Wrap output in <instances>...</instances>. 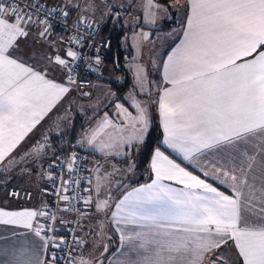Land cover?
Wrapping results in <instances>:
<instances>
[{"label":"snow or ice","instance_id":"snow-or-ice-1","mask_svg":"<svg viewBox=\"0 0 264 264\" xmlns=\"http://www.w3.org/2000/svg\"><path fill=\"white\" fill-rule=\"evenodd\" d=\"M39 7L27 0H0V172L27 171L21 166L45 154L48 137L36 142L32 136L76 85L71 61L80 57L72 49L65 53L71 61L44 55L34 64L20 55L21 41L33 27L43 26L40 37L51 27L37 15ZM153 7L159 5L148 0L149 23H155ZM188 7L183 38L163 64L166 86L156 101L163 143L204 177L226 184L232 194L181 167L159 148L151 160V182L125 191L118 200H113L107 175H99L97 168L94 188L85 190L94 195L82 199L102 222L107 217L117 226L121 247L111 254L109 264H264V0H188ZM56 11L68 16L63 9H51ZM58 71L67 83L56 78ZM135 77L140 90L150 95L143 66H137ZM130 98L136 115L117 104L119 123L105 114L84 133L90 147L105 156H119L127 155L121 149L144 143L149 111ZM26 142L29 147L24 148ZM209 156L215 162L206 170L201 162ZM122 187L118 184L116 190ZM41 216L55 220L34 209L0 208V225L28 230L39 238V251L46 253L41 258L34 244L13 241L0 247V264L63 260L48 249H61L65 241L48 234L55 230L40 224ZM27 234L13 230L0 240ZM228 249H234L231 260L225 254ZM78 264L104 261L81 256Z\"/></svg>","mask_w":264,"mask_h":264},{"label":"crops","instance_id":"crops-1","mask_svg":"<svg viewBox=\"0 0 264 264\" xmlns=\"http://www.w3.org/2000/svg\"><path fill=\"white\" fill-rule=\"evenodd\" d=\"M39 3L53 9H63L66 12H77V16L79 19L84 20L85 22H90L92 25H98L102 27V32L107 25L118 27V29H127L122 32V37L120 39V49L117 51L116 47L113 46L112 49H109V52H106L103 58H100V63L94 62L92 65L87 79V87L83 93H88L89 95H81L78 99L75 96L74 88L72 91L61 100L55 109H53L52 113L49 114V118L43 123V127L39 128L38 131L34 133L32 136V140L36 142H41L46 135L48 137V146L50 149H53L54 152L49 158L44 161V164H40L38 167V172L41 177V181L39 182V186L30 187L29 184L19 185L15 182V184H10L5 190L0 189V208H3L8 211H20L24 209H34L37 211H44V208L48 204V201L45 197H40V190L47 188L49 184V176L44 173V167L47 164H52L55 156L58 151V147L56 145L58 139V132L64 128H67V122L64 124H60L56 127L62 117L67 119L70 114L76 111L77 114V122L79 129L76 130L73 134L72 144L74 147L86 152L88 154V167L90 173V162L92 161V165L94 169L92 173H90V181L88 184V189L94 188L93 184V172L97 168H100V165L106 163L107 161L113 162L115 164H125L126 155H108L105 156L103 153L98 151L97 149L90 147L87 144V140L84 138V133L89 129L95 128L97 122L102 120L105 114L108 117L116 121L120 122L122 119L119 115V109H117V104H123L125 107L129 109V111L136 115V110L131 107V97H134L136 100H140L149 111L150 115V125L145 134V140L148 138L151 128L153 127L154 122L157 123V126L160 130V144H157L153 147L151 152L149 153L148 158L145 162L139 163L138 165V174L139 171L141 174L138 178L133 180L132 182H125L123 180L120 184H123V187L118 191L116 187L112 189L113 200H118L125 191L131 190V188L139 187L142 184L149 183L153 179V173L151 172V160L154 155V152L157 148L160 149L169 159L173 160L175 163L179 164L181 167L187 169L192 172L194 175L200 176L202 179H207V181L213 184L214 187H217L220 191L225 192L228 195H231V189L228 188L226 184H221L218 180L212 179L211 177H204L203 174L199 171V169L192 164H189L188 161L184 160L183 157L176 151L170 149L163 143L164 141V131L162 126V120L160 117L159 109H158V95L162 87L166 86L163 83V64L166 62L168 55L172 53V51L179 45L180 41L183 38L184 25H186L187 17L189 15V7L188 0H184V15L181 20V23L175 21H166L164 26H158L157 29H163L162 31H167L170 27L179 26V33L175 41L168 48V50L164 53L162 60L160 62L158 72L154 79L152 76H149L150 83L148 82L147 88L150 91V95L145 94L144 91H141L139 86L136 83V67L134 65V57L136 53V47L129 45L128 47L124 43V37L128 33V29L139 32V25L141 26V21H143L146 17L144 15V10L148 8V0H96L100 5V8L97 12L91 10L88 6L86 7L84 12H81V7L76 5H69L65 0H38ZM92 1V0H90ZM173 2L175 0H172ZM156 5L159 7H153L152 9L158 10H167L172 11L169 0H154ZM176 2V1H175ZM78 3V2H77ZM162 8V9H161ZM60 12V11H58ZM166 12V11H164ZM166 12V13H167ZM61 13V12H60ZM135 14V16H140L141 21L138 23L137 20L130 24V16ZM102 15V16H101ZM104 15V16H103ZM164 19V18H162ZM161 19V20H162ZM169 19V18H166ZM160 24V21L159 23ZM133 25V26H130ZM146 24L142 23V26ZM150 25V24H148ZM157 25V24H156ZM135 27V28H133ZM43 29V26L33 27L31 30V35L25 40L21 41V52L20 55L25 59L29 60L30 63H34L37 60H40L44 55L54 56L61 55L64 58L71 60L65 56V53L68 49H72L75 52H78V47L73 43L72 37L70 35L66 36H56L50 30L48 34L44 37L39 36V31ZM157 32L156 30H154ZM153 32V31H152ZM157 34V33H154ZM153 34V36H154ZM131 52V54H130ZM133 53V54H132ZM31 57V59L29 58ZM55 76L61 82L67 83L66 76L63 72H56ZM74 100L76 103H79L78 108L73 106ZM73 107V110L71 111ZM75 121V119L73 120ZM65 125V126H63ZM57 128L60 130H57ZM106 132H113L115 134V129H106ZM101 139L107 140L106 135H102ZM65 142L62 141V145ZM142 145V144H141ZM139 146V145H138ZM24 148L29 147L27 142L23 145ZM115 151V150H113ZM129 149L123 148L121 152H126L128 154ZM38 159V158H37ZM215 162L213 157L209 156L208 160H202V166L206 168V170H210V163ZM34 162H30L27 165H22L21 167L27 168L28 166L33 165ZM95 164V165H94ZM16 170H20V168L13 169L11 172H0V175L5 174L13 177L14 172ZM16 177V176H15ZM28 183L33 182L31 178H29ZM173 184V187H183V185H177L174 182H169ZM11 186H20L21 188L28 187L31 190V195L29 197L24 198H14L9 195V188ZM93 194L86 192L85 197ZM94 195V194H93ZM111 210H109L110 212ZM38 222H41V217L37 218ZM63 225L62 221L59 223L61 227ZM116 225L107 217L101 221V215L96 212L94 208L90 205L85 204V213L81 218L78 225V238H79V247L77 254L73 260V264H78L81 256L89 260H103L104 264H109V259L112 258V253L117 252V250L121 247V239L120 234L116 231ZM15 230L19 233H28L27 235H20L14 237L12 240L4 241L0 240V247L11 246L13 241L19 242L22 240H27L31 244H34L37 248L38 254L41 258L46 257V253L40 252V240L39 238L32 235L28 230L23 228H15L12 226H4L0 225V235L9 236L11 232ZM56 237L59 239V233H57ZM107 245L108 252L104 253V246ZM58 249H52L51 247L48 249V252L57 251ZM228 257L234 256V249H228L225 253ZM51 264V261H49Z\"/></svg>","mask_w":264,"mask_h":264},{"label":"built area","instance_id":"built-area-1","mask_svg":"<svg viewBox=\"0 0 264 264\" xmlns=\"http://www.w3.org/2000/svg\"><path fill=\"white\" fill-rule=\"evenodd\" d=\"M5 2H12V0H5ZM27 3L40 6L37 15L50 22L49 30L54 35H70L73 43L78 47L77 53L80 58L75 61L70 60L73 68L72 76L76 80V85L73 88L78 99L86 90V76L92 65L97 61V58H103L110 49L111 37L103 35L101 26H95L79 19L77 12H69L65 17L58 11L51 12V8L39 3L38 0H27ZM73 129L72 126L71 137L65 143L63 150L56 156L52 164L43 168L44 173L49 176V184L47 188L40 190V197H45L48 201L43 212L55 216L54 221L49 220L47 216H41L40 224H43L46 229L55 230L54 232L49 231V235L56 236L59 233V239L62 238L65 241L61 249L56 251L58 257H63V260L58 259L56 264H73L79 247L78 225L85 213V203L82 198H85L87 192L85 190L88 189L90 181L88 154L73 146ZM13 193H18V195H13ZM9 195L18 199L29 197L31 190L11 186ZM64 195L70 199L63 200ZM61 221L63 225L60 227Z\"/></svg>","mask_w":264,"mask_h":264},{"label":"rangeland","instance_id":"rangeland-1","mask_svg":"<svg viewBox=\"0 0 264 264\" xmlns=\"http://www.w3.org/2000/svg\"><path fill=\"white\" fill-rule=\"evenodd\" d=\"M67 1V3L69 5H78L79 7L82 5L81 7V12L83 13L86 9V7H90L91 10H93L94 12H97L100 8V5L97 3L96 0H65ZM176 1V2H175ZM174 2L172 0H169L170 6L172 9V11H168L167 10H156V9H151L150 11L154 12L155 15V23H149V9H145L144 10V15H145V19L143 21H141L140 16H135V14H132L129 18L130 20V24H133V22H135V20L138 21V23L141 21V26L139 25V32H135L132 30L128 29V33L125 35L124 37V43L125 45L128 47L129 45L136 47V53L134 54V65L137 69V66H143L144 69H146L147 73L149 74V76H152L153 79L156 76V73L158 72V68L160 65V62L162 60V57L164 55V53L168 50V48L172 45V43L175 41L177 34L179 33V26H175V27H170L167 31H162L163 29H157L159 28L158 26H164L165 22L170 20V21H177L179 23H181V20L183 18L184 15V0H175ZM78 2V3H77ZM155 4V2H154ZM156 5V4H155ZM162 9V8H161ZM166 11V12H164ZM102 16V15H101ZM104 16V15H103ZM164 18V19H162ZM169 18V19H166ZM162 19V20H161ZM160 21V24H158ZM87 23H90L89 21ZM143 24H146L145 26H142ZM150 24V25H148ZM157 24V25H156ZM133 26V25H130ZM135 28V27H133ZM154 30H156L157 32H155ZM153 31V32H152ZM157 33V34H154ZM145 34H147V39L144 38ZM154 34V36H153ZM131 54V52H130ZM133 54V53H132ZM30 58V56H29ZM154 81L156 82L157 80L154 79ZM148 82L150 83V78H148ZM83 94V93H82ZM74 107L79 106V103H76L74 100L73 103ZM73 110V107L71 109V111ZM75 109L74 111L70 114V116L65 119V117H62V119L60 120V123L58 124V126L62 123L64 124V122H67L66 126L67 128L64 130V128H62V130L60 131L58 128L57 130H59L60 132V139H57V144H59L58 146H60V144L62 143V140H64V132L69 129L68 135L66 140H64L65 143H67V141L69 140V138L71 137V128L73 126V120L75 119ZM65 126V125H63ZM80 126V125H78ZM57 127V126H56ZM43 142V141H41ZM57 146V147H58ZM54 150L50 149L49 146H47L45 154H43L41 157H39L38 159H36L35 161H29L30 162H34L33 165L28 166L27 167V171H21V170H16L14 172V179L13 177H10L9 175H5L2 174L3 178L0 180V189L5 190V188H7L10 184H15V182L19 185H22L23 182L24 184H29L30 187L32 188V186H39V182L41 181V177L40 174L38 172V167L40 164H44V161L48 158V160H50L49 158H51L52 154H53ZM141 145L136 146L134 149H129L128 154L126 155L125 158V164L122 165H118L115 164L113 162H109L107 161L106 163H103V165H100L99 169V175L101 176H105L107 175V180L110 182L108 184V186L113 189L115 187H117L118 184H120L123 180H125V182H132L133 180H135L136 178L139 177V175L141 174V172L139 171L138 174V165L141 162ZM88 162V161H87ZM95 165V164H94ZM90 173H92V170L94 169V166L92 165V161L90 162ZM16 176V177H15ZM96 176H97V171L95 170V172H93V184L95 186V182H96ZM31 178L33 180V182L28 183V179ZM15 187H20V186H15ZM21 188V187H20ZM22 189H29L28 187L22 188ZM94 194V193H93ZM92 194V195H93ZM232 256L229 257V259L231 260Z\"/></svg>","mask_w":264,"mask_h":264},{"label":"trees","instance_id":"trees-1","mask_svg":"<svg viewBox=\"0 0 264 264\" xmlns=\"http://www.w3.org/2000/svg\"><path fill=\"white\" fill-rule=\"evenodd\" d=\"M127 29H118V27H116V25L114 26H109L107 25L105 27V29L103 30V35H108L111 37V46H110V49L113 48V46L116 47V50L118 51L120 49V44H121V37H122V32L125 31ZM109 52V50L107 51ZM73 131H72V138H73V134L74 132H76V130L79 129V126H78V122H77V114L75 112V121H74V125H73ZM68 132H69V129H67L64 133V140H66L67 138V135H68ZM71 133V131H70ZM58 139H62L60 138V135L58 134ZM159 138H160V130L157 126V123L154 122L153 124V127L151 128L150 130V133H149V136L148 138L146 139V141L141 145V163L145 162L146 159L148 158L149 156V153L151 152V150L153 149V147L157 144H160L159 142ZM62 140V141H64ZM58 142H56V145L58 146L59 144H57ZM62 144V143H61ZM58 146V151H57V154L56 156L63 150V147L64 145L61 146ZM55 156V158H56ZM48 165V164H47ZM45 168V167H44ZM3 178L2 175H0V180Z\"/></svg>","mask_w":264,"mask_h":264}]
</instances>
